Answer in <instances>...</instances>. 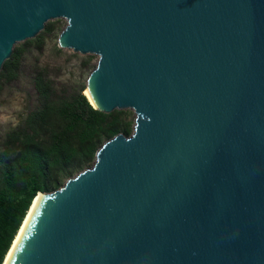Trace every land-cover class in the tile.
<instances>
[{"label":"water","instance_id":"water-1","mask_svg":"<svg viewBox=\"0 0 264 264\" xmlns=\"http://www.w3.org/2000/svg\"><path fill=\"white\" fill-rule=\"evenodd\" d=\"M59 16L90 104L135 116L37 191L7 264H264V0H0V66Z\"/></svg>","mask_w":264,"mask_h":264},{"label":"trees","instance_id":"trees-1","mask_svg":"<svg viewBox=\"0 0 264 264\" xmlns=\"http://www.w3.org/2000/svg\"><path fill=\"white\" fill-rule=\"evenodd\" d=\"M48 30L50 26L44 24L43 31ZM22 51L12 45L0 66V76L6 80L16 77ZM32 82L37 105L0 141V263L37 191L55 189L88 167L105 139L132 130L125 110L104 112L93 107L83 94L85 87L58 92L43 68L34 72Z\"/></svg>","mask_w":264,"mask_h":264},{"label":"rangeland","instance_id":"rangeland-1","mask_svg":"<svg viewBox=\"0 0 264 264\" xmlns=\"http://www.w3.org/2000/svg\"><path fill=\"white\" fill-rule=\"evenodd\" d=\"M44 24L49 25L50 30L43 31L42 27L34 36L13 44L14 47L23 48L16 77L6 80L4 76H0V141L9 129L22 120L29 109L37 105L32 82L37 69L43 68L46 78L60 92L66 88L86 87V76L96 64L95 53L79 52L58 45L57 34L64 26V17L49 18ZM39 34L40 40L35 39ZM119 109L125 110V118L130 119L133 124V109ZM92 163L93 161L90 165Z\"/></svg>","mask_w":264,"mask_h":264},{"label":"bare ground","instance_id":"bare-ground-1","mask_svg":"<svg viewBox=\"0 0 264 264\" xmlns=\"http://www.w3.org/2000/svg\"><path fill=\"white\" fill-rule=\"evenodd\" d=\"M83 94L86 95V97L88 98V100L91 103H93V99L91 97V94H90L87 86L84 88ZM40 197H41V193L38 192L35 195V197L33 198L32 202H31V204H30V206H29V208H28V210L26 212V215H25V217H24V219H23V221H22V223H21V225H20V227H19V229H18V231H17V233H16L11 245H10V248L8 249V251H7V253H6L5 257H4V260H3L2 264H7L8 263V260L10 259L13 251L15 250L17 244L19 243V240H20L21 236L23 235V233H24V231H25V229H26V227H27L32 215H33L34 209H35L37 203L39 202ZM26 221H27V223H26Z\"/></svg>","mask_w":264,"mask_h":264},{"label":"snow or ice","instance_id":"snow-or-ice-1","mask_svg":"<svg viewBox=\"0 0 264 264\" xmlns=\"http://www.w3.org/2000/svg\"><path fill=\"white\" fill-rule=\"evenodd\" d=\"M26 223H27V221H26Z\"/></svg>","mask_w":264,"mask_h":264}]
</instances>
